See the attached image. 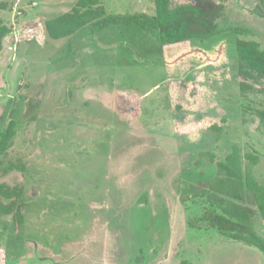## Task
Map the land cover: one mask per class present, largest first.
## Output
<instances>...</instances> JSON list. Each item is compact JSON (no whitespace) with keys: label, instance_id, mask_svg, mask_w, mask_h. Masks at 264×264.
I'll return each mask as SVG.
<instances>
[{"label":"rangeland","instance_id":"374dc122","mask_svg":"<svg viewBox=\"0 0 264 264\" xmlns=\"http://www.w3.org/2000/svg\"><path fill=\"white\" fill-rule=\"evenodd\" d=\"M79 1L0 0L11 30L0 132L17 124L3 160L26 167L0 183L23 187L27 201L23 225L0 217V264H264L209 227L205 198L182 203L185 188L218 178L234 147L244 169L246 154L260 158L250 170L264 185V82L242 87L253 82L236 50L238 39L264 47V0H216L227 9L207 41L164 45L134 24L48 38L45 23ZM100 5L107 18L156 15L154 0ZM255 230L264 237L260 215Z\"/></svg>","mask_w":264,"mask_h":264},{"label":"trees","instance_id":"16d2710c","mask_svg":"<svg viewBox=\"0 0 264 264\" xmlns=\"http://www.w3.org/2000/svg\"><path fill=\"white\" fill-rule=\"evenodd\" d=\"M172 2L154 0L155 17L135 14L124 18H107L100 0H80L71 12L46 22L45 31L51 40H61L74 36L89 25H93L96 32H101L111 25L134 24L147 33L156 31L159 41L164 45L207 41L218 35L219 21L227 9L225 1L194 0L177 6H173ZM10 33L11 30L0 21V52L3 51V40ZM236 50L239 75L253 82V85L244 83L242 87L256 93L254 85L264 82V47L256 40L238 39ZM258 115L264 123V111ZM16 127V122L11 121L6 130L0 132V174L3 176L15 171L26 172L24 165H6L3 160L13 147ZM209 156L214 162L215 155ZM244 157L249 162L246 169L241 166L239 148L234 147L225 162L217 164L218 178L201 186L185 188L182 203L205 198L210 209L203 218L209 227L217 229L221 235L234 242L256 248L264 254V237L255 230V218L260 215L264 220V185L255 179L250 170V167L259 164L260 158L254 154ZM25 198L23 187L0 183V217H12L16 224L23 225L27 204ZM182 264L189 263L184 261Z\"/></svg>","mask_w":264,"mask_h":264}]
</instances>
